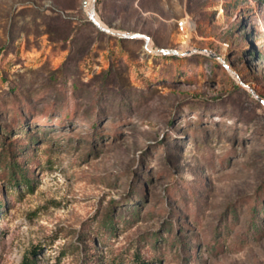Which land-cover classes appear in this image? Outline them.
<instances>
[{
  "label": "rangeland",
  "instance_id": "1",
  "mask_svg": "<svg viewBox=\"0 0 264 264\" xmlns=\"http://www.w3.org/2000/svg\"><path fill=\"white\" fill-rule=\"evenodd\" d=\"M86 1L0 0V264H264V0Z\"/></svg>",
  "mask_w": 264,
  "mask_h": 264
},
{
  "label": "water",
  "instance_id": "2",
  "mask_svg": "<svg viewBox=\"0 0 264 264\" xmlns=\"http://www.w3.org/2000/svg\"><path fill=\"white\" fill-rule=\"evenodd\" d=\"M91 1L95 4L97 0H91ZM86 16H87L88 21L91 22L99 31L109 34L111 36H114L116 38H120V39L143 40L144 48L148 50L150 49L151 40L145 34L116 31V30L109 28L108 26L101 25V23L96 19L95 9H93L92 13H89ZM153 52L157 54H162V55H176V56H185V55L191 54L189 52L183 54L176 50H164V49H155ZM192 53H206V51L202 49H198V50L193 51ZM251 93L264 106V100L261 97H259L254 91H251Z\"/></svg>",
  "mask_w": 264,
  "mask_h": 264
},
{
  "label": "bare ground",
  "instance_id": "3",
  "mask_svg": "<svg viewBox=\"0 0 264 264\" xmlns=\"http://www.w3.org/2000/svg\"><path fill=\"white\" fill-rule=\"evenodd\" d=\"M93 9H94V3L91 1V0H87L85 2V11H86V14H89V13H92L93 12ZM96 19L101 23V25H104L99 19L98 17L96 16ZM194 29V25L191 23V22H187V30L185 33L181 34L180 35V40L183 44V50H186L188 48V41L190 39V35H191V32L192 30ZM227 53L226 49L223 47L222 49V54L223 56H225ZM249 91H257V88L256 86L253 84V83H250L248 88Z\"/></svg>",
  "mask_w": 264,
  "mask_h": 264
},
{
  "label": "built area",
  "instance_id": "4",
  "mask_svg": "<svg viewBox=\"0 0 264 264\" xmlns=\"http://www.w3.org/2000/svg\"><path fill=\"white\" fill-rule=\"evenodd\" d=\"M177 25H178V29L179 30H183V28L185 27V22L180 21V22L177 23Z\"/></svg>",
  "mask_w": 264,
  "mask_h": 264
},
{
  "label": "trees",
  "instance_id": "5",
  "mask_svg": "<svg viewBox=\"0 0 264 264\" xmlns=\"http://www.w3.org/2000/svg\"><path fill=\"white\" fill-rule=\"evenodd\" d=\"M15 169H16V167H15ZM13 176H14V174H13ZM22 177H25V175L23 174ZM14 182L17 183V179L10 181L11 184H13ZM24 183L28 184V182L26 180H24ZM24 264H27V262H24Z\"/></svg>",
  "mask_w": 264,
  "mask_h": 264
}]
</instances>
